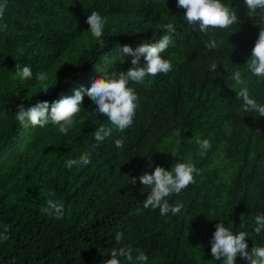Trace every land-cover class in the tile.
I'll list each match as a JSON object with an SVG mask.
<instances>
[{"label":"trees","instance_id":"1","mask_svg":"<svg viewBox=\"0 0 264 264\" xmlns=\"http://www.w3.org/2000/svg\"><path fill=\"white\" fill-rule=\"evenodd\" d=\"M221 2L239 21L209 29L224 41L209 50V35L187 25L176 0H7L0 19V233L7 225L10 239L0 241V264H103L113 247L129 245L143 251L148 264H222L209 243L219 221L234 233L247 232L249 250L264 245V232H253L254 215L264 213V117L242 110L229 78L240 70L251 97L264 104V79L257 82L246 66L260 10L250 13L245 0ZM93 10L107 17V46L88 31ZM169 22L175 33L163 29ZM164 34L172 43L161 55L173 70L143 84L129 82L139 97L133 126L114 130L99 148H91L93 132L110 124L87 95L67 135L56 125L24 127L15 119L21 103L52 102L105 73L126 72L133 57L119 46L135 50ZM213 61L215 72L209 70ZM17 63L30 66L33 78L16 77ZM38 71L49 75L47 94L35 79ZM117 138L123 148L115 147ZM197 138L212 144L205 155ZM83 153L92 163L69 170L65 162ZM176 162L200 170L195 183L167 198L181 201V212L161 216L159 209H144L150 189L138 177L155 165L171 170ZM49 192L65 205L60 220L41 212ZM117 232L124 234L119 245ZM237 264L247 262L237 257Z\"/></svg>","mask_w":264,"mask_h":264},{"label":"clouds","instance_id":"2","mask_svg":"<svg viewBox=\"0 0 264 264\" xmlns=\"http://www.w3.org/2000/svg\"><path fill=\"white\" fill-rule=\"evenodd\" d=\"M250 13L260 10L259 33L251 49L250 57L246 61L247 71L252 76L264 79V0H245ZM176 7L183 9V19L189 26H199V32L209 35L205 41V47L209 50L218 49L224 43L223 39L219 41L215 32L209 34V29H226L236 24L239 20L234 11H230L221 0H176ZM7 8V0L0 3V19L3 18ZM89 26L88 31L91 36L104 46H107L105 39V26L107 17L102 16L100 12L93 10L85 20ZM2 27L6 28L7 25ZM167 33H175V25L171 22L163 25ZM172 43L171 35L164 34L158 40L152 43L141 42L135 50L127 44L119 46L123 54L132 56L131 67L125 71L105 73L102 77L92 80L90 86H81L74 90L73 95L64 96L55 101L47 100L37 101L31 106L21 103L16 106L15 119L24 127L44 128L52 124L59 128L61 134L67 135L69 129L74 126L75 117L80 113L85 95L95 104L96 114H103L109 121L110 126L101 124L93 132L95 143L91 145L93 150L112 136L113 131L124 132L133 126L136 110L139 107V97L129 82L143 84L146 77H156L159 74L167 75L173 70L170 59H165L161 54L165 52ZM17 51L22 55L23 48ZM143 57V63H141ZM217 63L213 61L209 65V70L215 72ZM15 76L22 81L33 78V72L30 66L17 63L15 65ZM234 81V91L236 98L242 101L241 108L245 113L258 114L264 117V104L258 103L252 98L249 92V81L244 78L240 70H234L229 77ZM35 79L41 82L43 89L41 92L48 93L49 75L47 72L38 71L35 73ZM18 95V94H17ZM179 136V130L174 132ZM195 143L198 146L201 155H205L211 149L212 144L209 139L197 138ZM116 148H123L124 139L117 138L114 141ZM66 167L71 170L74 166L86 167L92 163L89 153H83L79 158H70L66 162ZM149 167H152L150 164ZM200 175V170L191 162H176L171 170L163 166L155 165L151 172L145 171L138 177L139 182L150 189L147 198L143 202V208H151L153 211L159 209L161 216L171 213L173 216L181 212L184 205L181 201L169 203L168 197L173 194L179 195L190 184L196 182L195 176ZM136 177H132L131 183L134 185ZM55 192H49L45 206L41 212L60 220L65 215V205L62 200L55 198ZM227 195L221 201L225 203ZM253 232L259 236L264 232V213L254 215ZM215 231L209 240L211 245V256L222 264H237V257L245 260L247 264H264V245L253 243L249 250L247 242L248 233L240 231L234 233L225 226L223 221L214 225ZM9 227L4 226V231L0 233V241L10 239L8 235ZM123 233L115 234V241L119 245L123 239ZM133 252L136 253L135 257ZM111 258L103 261V264H121L120 257L125 258L127 264H148V256L140 249H133L130 245L127 247H113L110 250Z\"/></svg>","mask_w":264,"mask_h":264}]
</instances>
